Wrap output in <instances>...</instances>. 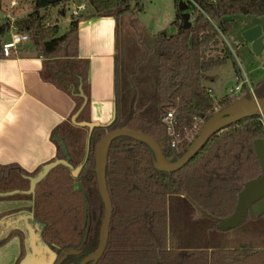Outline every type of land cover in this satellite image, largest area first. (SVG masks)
<instances>
[{"label": "trees", "instance_id": "16d2710c", "mask_svg": "<svg viewBox=\"0 0 264 264\" xmlns=\"http://www.w3.org/2000/svg\"><path fill=\"white\" fill-rule=\"evenodd\" d=\"M66 1L27 0L28 13L14 24L18 32L28 34L43 56L42 78L68 92L75 102L70 118L52 132L57 151L50 162L65 159L74 168L81 166L80 170L74 176L68 166L59 163L36 183L32 223H39L41 237L58 254L57 260L66 250H80L60 264H79L96 250L104 214L94 170L99 139L118 128L141 131L158 143L166 161H176L214 112L238 100L232 91L215 101L202 79L206 71L228 60L233 61L239 74L222 35L231 31L237 15L264 18V0H194L197 6L190 14L189 28L182 27L180 0H174L171 25L176 32H158L149 37L155 50L137 62L133 87L128 85L122 90L123 101L128 94L133 96L129 108L126 103L120 104L112 123L92 128L78 124L90 122L88 63L77 56L78 20L59 37L54 36L56 26H46L53 19L51 8ZM86 1L97 15L116 19L118 34L124 16L141 8V0ZM5 25H0V31ZM251 88L242 83L240 93L248 100L252 93L264 98V79L251 84ZM167 111H173L176 118L180 137L175 146L162 121ZM258 138L264 140L260 115L243 116L211 135L183 167L166 172L154 166V153L146 143L128 136L115 137L109 143L105 164L112 205L108 240L95 264H264V248H187L172 242L175 221H190L194 208L211 215L214 231H220L216 227L218 219L233 212L244 184L261 174L253 145ZM40 170L28 173L0 165V194L26 195L29 177ZM75 183L79 188L74 187ZM210 219L194 220V224ZM18 232L22 243L16 264L26 254L24 234Z\"/></svg>", "mask_w": 264, "mask_h": 264}, {"label": "crops", "instance_id": "0c3cea01", "mask_svg": "<svg viewBox=\"0 0 264 264\" xmlns=\"http://www.w3.org/2000/svg\"><path fill=\"white\" fill-rule=\"evenodd\" d=\"M70 1L73 5L72 9L80 3L84 8L79 9L77 15H72V10L71 13H67ZM17 5V0H11L10 6L2 11L0 25L2 22L7 24L0 31L3 42L15 31V20L29 11L24 8L25 6L15 11L9 10ZM141 7L139 11L143 10V6ZM86 9L84 0H67L51 8L53 19L48 21L46 26H56L54 36L59 37L70 29L73 21L78 20L77 56L88 63L90 122L105 127L113 122L118 113L125 81L129 82L130 87L133 81L136 82L137 73L134 69L139 60L137 49L134 47V51L129 50L126 40L127 52L122 59L120 58V37L117 21L113 16H99L95 10L92 14L80 16L86 13ZM254 17V22L243 26L240 30L243 41L244 30L252 26L260 25L263 34L262 25L256 21L257 18L263 17ZM174 32H176L175 26L166 34ZM156 33L146 29V35L149 37ZM225 35H222V38L226 43ZM28 41L30 39L22 42L11 57L0 55V165H10L32 173L56 158L57 144L52 140V132L59 124L70 118L75 102L68 92L42 78L44 58L31 41L33 47L26 45ZM238 43L242 42L238 41ZM248 43L251 53L255 54L252 43ZM227 45L229 47V43ZM229 48L231 50V47ZM263 51L264 40L260 54ZM213 68L206 71L202 79V84L212 93V83L217 80L216 74L211 73ZM204 81H207V85ZM123 103L125 104L126 101ZM59 144L63 147L62 143ZM26 194L29 197L28 195L24 197L20 193L0 194V264H16L20 257L22 237L18 231L22 232L21 227L27 223L33 205V193ZM193 211L200 212V217L194 215V220L206 217L212 219L207 215L208 213L198 208H194ZM221 247L238 248L234 244Z\"/></svg>", "mask_w": 264, "mask_h": 264}, {"label": "water", "instance_id": "95a60500", "mask_svg": "<svg viewBox=\"0 0 264 264\" xmlns=\"http://www.w3.org/2000/svg\"><path fill=\"white\" fill-rule=\"evenodd\" d=\"M178 8L181 11L182 27L189 28L191 26L189 20L190 12L188 11L190 6L183 1H179ZM242 35L247 42L252 43L254 53L259 55L263 49L261 26L255 25L247 28ZM253 113H258L259 115L264 114V98H257L253 93L249 100L244 96H241L236 102L228 107L214 112L213 115L198 129L196 136L192 139L187 149L174 162L166 161L158 143L144 132L128 128H118L106 132L104 136L99 139L95 150L94 170L96 173L98 191L104 204V214L99 232V243L96 250L84 257L79 264H87L89 262L95 264L106 248L112 205L106 186L105 164L109 143L115 137L128 136L146 143L154 153V166L158 170L172 172L183 167L200 150L211 135L222 130L237 119ZM78 124H86L89 128L97 125L92 122H81ZM253 145L259 161L261 174L244 184L243 188L238 193L233 212L225 218L218 219L216 227L219 230L235 228L240 225L247 216L255 217L264 213V140L260 138L255 139ZM59 163L68 166L74 176L77 175L81 167L78 166L74 168L65 159H55L42 166L41 170L35 176L29 177L30 182L27 193H34L36 183L40 181L52 167ZM199 210L205 212L202 209ZM207 215L211 217V215ZM32 219L33 212L31 211L27 217V223L21 227L24 234L26 254L19 264H54L57 260V254L43 241L40 233V225L37 222L32 223ZM78 253H80V250L71 249L64 251L61 257L57 260V264H60L68 255Z\"/></svg>", "mask_w": 264, "mask_h": 264}, {"label": "rangeland", "instance_id": "374dc122", "mask_svg": "<svg viewBox=\"0 0 264 264\" xmlns=\"http://www.w3.org/2000/svg\"><path fill=\"white\" fill-rule=\"evenodd\" d=\"M10 1L11 0H0V17L2 16L4 8H8L10 6ZM26 1L27 0H17L18 5L10 8L9 10L15 11L16 9H20L24 6L25 9H28ZM84 1L86 2L87 7L85 11L86 13H83L80 16H86L94 12L90 3L86 0ZM72 6V2L70 1L67 6V13H71ZM141 6H143L142 11L135 9L134 11L127 13L120 22L119 42L121 59L127 52L126 42L129 50L132 49L134 51V47L137 49L138 60H141L143 56L146 57L147 54L149 57V53L155 50L152 39L146 35V29L151 33H156L158 31L168 33L174 28V26L171 25V21L175 18L174 0H141ZM188 11L192 14L193 6H190ZM234 20L235 21L233 22L231 29L232 31L225 35V40L227 44L229 43V47H231L233 57L239 67V74L236 73L232 60H228L225 65L211 70V73L216 74L217 76V80L212 83V95L215 101L232 91H234L238 97H241L242 94L240 91L235 90L236 85L245 83L251 90V84H256L264 79V68H261L262 62L264 61V51L259 55L251 53L250 44L246 40H244V42L240 35L241 28L245 25L251 24V22H254L255 17L252 15H239ZM256 21L263 27L262 37L264 40V20L263 18H257ZM3 23L4 22L1 24ZM63 23H61L62 26ZM140 35L141 42L136 38L140 37ZM3 40L4 39L0 37V45ZM238 41L242 43H238ZM26 45L33 47L30 41H28ZM211 52L214 54L213 51ZM151 62L152 57L149 59L148 64ZM125 82L126 84H124V87L129 85L128 81ZM204 82V84L207 85V81ZM133 85L134 84H131V87H133ZM131 100H133V96L128 94L125 97L126 103L129 102L127 108H129ZM122 103L123 99L121 97L120 104ZM74 187L79 188V184L75 183ZM26 195H24V197ZM199 214L200 212H194L192 210L190 221L185 220L182 222L180 219L175 221L172 230V242H176L177 246L187 248L201 246L214 248L216 246L221 247L222 245L228 244H234L235 247H264V216L246 217L245 220L235 228L214 231V227L211 223L212 219L194 224L195 221L193 217H200ZM154 246L157 250L158 247L156 243Z\"/></svg>", "mask_w": 264, "mask_h": 264}, {"label": "built area", "instance_id": "2783aa9c", "mask_svg": "<svg viewBox=\"0 0 264 264\" xmlns=\"http://www.w3.org/2000/svg\"><path fill=\"white\" fill-rule=\"evenodd\" d=\"M188 4L189 6H197L194 0H180ZM84 5L82 3L76 5L72 9V15H77L79 9H83ZM29 39V36L26 32H18L16 27L15 31L11 34L10 38L2 42L0 46L1 55L3 57H11L14 52L17 50L18 46ZM261 68H264V61L262 62ZM241 84L235 86V90L240 91ZM251 88V87H250ZM198 120V118H195ZM163 123L166 125L167 133L172 136L173 140L171 142L172 146H175L179 140V133L176 130V118L173 111H167L162 118ZM260 121L264 127V114H260ZM198 130V129H197Z\"/></svg>", "mask_w": 264, "mask_h": 264}]
</instances>
